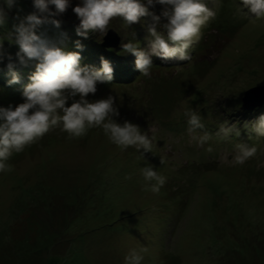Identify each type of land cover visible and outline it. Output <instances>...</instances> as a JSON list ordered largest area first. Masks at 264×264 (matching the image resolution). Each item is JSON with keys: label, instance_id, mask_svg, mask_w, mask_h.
Here are the masks:
<instances>
[{"label": "rangeland", "instance_id": "obj_1", "mask_svg": "<svg viewBox=\"0 0 264 264\" xmlns=\"http://www.w3.org/2000/svg\"><path fill=\"white\" fill-rule=\"evenodd\" d=\"M156 6L159 15L162 6ZM17 17L19 13H8L11 33V22ZM59 21L65 32L60 41L71 42L75 27ZM112 27L109 23L106 33L89 32L81 39L93 44L117 43L109 35L114 32L125 43L136 40L141 50L147 49L145 38L138 42L122 20ZM141 30L146 32L145 25ZM142 35L146 37V33ZM0 39L14 43V35L2 34ZM50 39L58 41L59 37ZM242 51L247 57L238 67L235 60ZM191 55L190 63L179 60L174 66L166 62L161 70L167 75L165 79L157 70L145 78L135 68L132 74H138L133 83L98 84L95 95L86 97L92 102L112 96L119 112L114 117L118 123L131 122L156 136L153 152L143 157L168 178L160 194L138 191L125 200L124 193H110L115 190L113 186L112 191H105V177L100 172L113 176L122 168L123 155L126 162L140 153L134 148L122 151L97 128L74 140H67L59 127L53 128L14 154L12 171L0 174V264H123L127 250L139 246L149 250L145 264H264V139L239 132L228 141L210 142L214 151L207 153L192 141L187 125L172 128L173 122L186 124L176 112L180 100L185 107H190L189 100L220 107L205 127L212 134L221 119L240 131L264 115V105L257 106L264 99V91L249 99L248 107H257L247 111L238 104L240 97H246L245 91L264 86V19H239L227 28H204ZM252 56L258 62L252 63ZM121 58L132 59L131 67H135L132 54L123 52ZM152 60L154 64V57ZM33 73L30 68L23 70L22 81ZM0 81H6L5 77ZM189 83L194 90L185 93ZM10 94H0V107L23 103L22 93L2 100ZM236 143L255 145L256 156L242 165L233 164ZM115 158L121 163L112 162ZM172 161L175 164L171 165ZM109 162L112 164L107 165ZM89 183L93 187L85 191ZM90 191L100 199L84 204ZM142 205L155 206L145 212L138 210ZM123 212L132 215L119 219ZM214 218L223 225L222 232L209 228ZM213 247H220L222 255L220 250H211Z\"/></svg>", "mask_w": 264, "mask_h": 264}, {"label": "clouds", "instance_id": "obj_2", "mask_svg": "<svg viewBox=\"0 0 264 264\" xmlns=\"http://www.w3.org/2000/svg\"><path fill=\"white\" fill-rule=\"evenodd\" d=\"M215 1L219 5L222 0ZM16 3L17 0H0V28L7 23L8 11ZM32 3L35 11L23 18L17 17L19 22L13 25L10 34V37L14 35L18 47L16 62L2 51L3 40L0 39V62L9 61L6 64L9 85L20 82L15 71L17 64L28 66L35 62V71L29 76L30 83L22 91L23 103L0 107V174L12 171L10 160L14 154L23 152L56 127L67 134V140L85 136L89 130L97 128L122 151L134 148L142 158L144 153H152L157 144L156 136L131 122L118 123L114 117H118L119 112L112 96L92 102L86 99L89 94L95 95L98 84L113 80L115 68L110 62L101 58L99 70L82 67L79 52L66 51L58 41L40 31L45 25L59 29L60 21L54 17L63 14L71 6V0H32ZM209 4L213 6L209 7ZM155 5L163 6L160 15L149 10ZM240 5L235 6L234 19H264V0H240ZM72 11L79 20L76 35L84 38L89 32L106 33L115 17L121 18L126 27L141 22L142 18H150L146 50H141L136 40L121 45L123 52L135 57V68L145 78L151 77L153 57L154 64L162 66H167L166 62L174 66L180 61L190 63L202 30L217 15L214 0H78ZM176 112L182 114L186 124L173 122L172 128L178 130L187 125L192 141L198 147H204L207 153L214 151L210 142L228 141L233 134L240 135L236 126H229L227 122L219 124L215 134L206 131L200 113L192 107H185L184 100L178 102ZM246 127L256 137L264 138V115ZM234 149L232 163L235 165L244 164L258 151L255 145L246 143H236ZM161 163H164L163 158ZM173 164L175 161L171 162ZM137 172L141 190L146 193L159 195L167 183V176L154 170L150 164L139 167ZM148 251L143 246L129 248L123 255V264H145Z\"/></svg>", "mask_w": 264, "mask_h": 264}, {"label": "trees", "instance_id": "obj_3", "mask_svg": "<svg viewBox=\"0 0 264 264\" xmlns=\"http://www.w3.org/2000/svg\"><path fill=\"white\" fill-rule=\"evenodd\" d=\"M77 4H78V0H71V6L63 14H61L57 17H54L57 20L61 19L62 22L64 21V23H69V25L75 27V28H73L71 35H70V37H71L70 41L71 42L60 41L62 33H65L62 30L63 27H62L61 22H60L61 27L59 29H56L55 27H51L49 25H45L41 28L42 32L45 33V35L48 38H50V37L53 38V36L57 35L59 37L58 42L61 43L62 47L66 51H68V52H79L81 57H82V59L80 61V64L82 67L83 66H89V67H93V68L99 70L101 67L100 60L102 58V55L106 53V56L103 59L109 61L111 67L115 68V69H113V80L111 81V83H109V85L114 86L115 84H120L121 82H123V85H128L130 83H133L134 80H136V78H137L136 75L138 73L135 71V73L132 74V72H134V70H135V67H131V63L133 62L132 59H129V58H123L122 59L121 58L122 54H123L121 42H120L121 44H119L117 48H105L103 46V41H99L98 43L95 42V44L89 43V42L85 43V40L81 39L82 38L81 36L76 35L75 30L79 25V20L76 17V15L73 13L72 8L75 7ZM236 4L238 6H242V5H240V0H222V1H220V4L216 6V10H217L216 17L213 20H211L208 23V25L204 28L208 29V30H212L213 28H215V29L227 28L229 26V24H233L234 22H238L239 19L233 18V13L235 11ZM27 6H28V9H27ZM156 8L159 9L158 5L156 6ZM51 10L54 11V8H52ZM149 10L153 11L155 14L157 13L154 7L150 8ZM33 11H35V9L33 8L32 1L29 0V2H27L26 0H17L16 5L10 11H8V13H12V12L17 13V14L19 13V18H23V17L27 16L28 14L32 13ZM244 11L246 12L247 9H244ZM160 12H161V9L159 10V13H158L159 15H160ZM65 20H67L68 22L67 21L65 22ZM113 21L116 23L117 21H121V18H119V17L113 18L112 22H110L113 25L112 28H114V25H115V23H113ZM13 22H14L13 25H15L18 23V20H13L11 23H13ZM73 23H76V24L73 25ZM150 23H151L150 18H142L141 22H138V23L130 26L131 27L130 31L133 33V36L137 37L138 42H142L141 41V40H143L142 38H145V40L147 41V38H146V37H148L147 28H148V25ZM8 25L9 24L6 23L3 28H0V35H2V34H4V35L9 34L10 35L11 34V31L8 30L10 25L9 26ZM69 25H67V26H69ZM144 25L146 27V32L141 30ZM11 29H13V28H11ZM111 30L115 31L114 29H111ZM53 31H54L53 34L47 35ZM142 32L146 33V37L144 35H142V37H141ZM51 35H53V36H51ZM88 36H89V34H88ZM120 39L122 40V42H124V38L120 37ZM7 41L3 42V50L2 51L8 55H11L13 57V62H16L15 61V54L18 51V47H15V44L12 42V40H9L8 43L6 44ZM79 42H80V44H79ZM78 44L80 45V47L77 46ZM196 49H198V51H199L201 48L198 45V47ZM245 55H246V51H242L241 56L238 58V60H235V64L238 65V67L240 66L239 64H242L243 62H245L244 60L247 57V56L245 57ZM249 60L252 63L258 62V59L254 56L250 57ZM8 62L9 61L7 59H4L3 62H0V80L3 77H5V79H6V81H0V88H1L0 94H3V93H6V94L11 93V94L3 96L2 100H4V97H6V98H8L10 96L14 97L17 94H21L24 87L28 83L27 81L29 80V78H28V79H26V82L22 81V77L24 75V74H22V71L25 70L26 68H27V70H28V68H30V70L32 72H34V69H35V62L29 63L28 66H20L19 64H17L15 71L18 74V76L20 77V82L17 84L9 85L8 80L10 79V76H9L7 68H6V64ZM155 62H157V60ZM165 67L166 66H162V65L155 63V64H153L152 70L159 71L160 78L165 79L167 77V75L164 74L163 71L161 72V70H163ZM192 85L193 84H191V83H189V85H187L185 93H188V92L191 93V91L194 90L192 88ZM257 87H264V86L260 85ZM249 90H247V91H249ZM247 91H245V93ZM245 93H244V96H245ZM243 98L240 97V100L238 103L242 107H243ZM236 102H238V101H236ZM188 104L193 109H199V113L201 115L202 122L205 124L206 128H208L209 124H211L210 120L212 118H214L215 109L219 110V108H220L219 106L215 105L214 103L212 105H210L209 103L202 104V103H198L195 101L190 102V100H189ZM197 106H201V107H197ZM137 111L138 110L136 109V112ZM257 111L258 110H255V112H257ZM223 122H224V120L221 119V123H223ZM239 132L241 133V136L248 134V135H251L252 137H254V134L250 133L248 128H246V127L244 129L240 130ZM255 138H256V136H255ZM255 138H254V140H255ZM135 158H137V156L132 157L131 159H127L125 162V155H123L124 162L122 164V168H120L119 171L117 173H115L113 176H110L108 173H105L104 171L100 172V173H103L104 177H105L104 178L105 181L102 184L104 186L105 191L110 192V189L112 191V188H110V187L113 186L115 188V190L113 192H110V193H115V195H120V193L121 194L124 193L123 194L124 197H122V199H125V200L133 197V194L135 195V193L138 191L142 192L141 180L139 178L137 169L139 167H144V164H146L144 162L145 158L138 156L137 161H136L138 165L134 161ZM11 159L12 160L15 159V155H13ZM112 162H115L117 164L121 163L120 159H116V158L112 159ZM112 162L111 163L109 162V164H107V165H111ZM91 187H93V185H92V183L91 184L89 183L87 185V187H85L84 190L86 191L87 189H89ZM94 198H99L98 194H96L95 192L92 193V191H90V193L87 194V196H86V202H84V204L87 202H90ZM94 203H92V204H94ZM163 203H164V201H163ZM153 206H155V205H150V206L142 205L141 208H138V207L137 208H138V210H143V211L147 212L150 209V207H153ZM138 210H136V211H138ZM134 212H135V210H134ZM134 212H131V213H134ZM131 215L132 214H130V213L127 214V213L123 212L119 219H123V218L129 217ZM119 219H117V220H119ZM208 226L210 229H212V231H217V232L223 231V225L221 223H219L218 221H216L215 218L209 222ZM232 241L234 242L235 240H232ZM211 250H215V251L220 250V252H221L220 247H218V248L213 247ZM221 255H222V252H221ZM217 258H219V257H217ZM217 260L218 259H214L213 261H217Z\"/></svg>", "mask_w": 264, "mask_h": 264}, {"label": "water", "instance_id": "obj_4", "mask_svg": "<svg viewBox=\"0 0 264 264\" xmlns=\"http://www.w3.org/2000/svg\"><path fill=\"white\" fill-rule=\"evenodd\" d=\"M109 35H112V37H115L117 39V43H115V42L114 43L113 42L109 43V41L106 42V43L103 42V46L105 48H117L118 44L120 43V41H119L120 39H119L118 35L116 33H114V32H111ZM106 38H107V36L104 39L106 40ZM263 91H264V87H255V88L250 89L249 91H247L245 93L246 97L243 98V109L251 110V109H253V108L257 107V106L262 107L264 105V99L260 103H258V105L255 106V107L249 108L248 106H249V99L252 97V95H254L255 93H258V92H263Z\"/></svg>", "mask_w": 264, "mask_h": 264}]
</instances>
